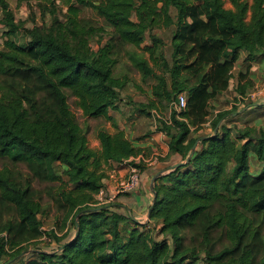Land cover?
<instances>
[{"label": "trees", "instance_id": "obj_1", "mask_svg": "<svg viewBox=\"0 0 264 264\" xmlns=\"http://www.w3.org/2000/svg\"><path fill=\"white\" fill-rule=\"evenodd\" d=\"M228 1L37 0L50 23L26 27L0 0V264H264V104L246 101L251 65L264 55V0ZM132 72L152 96L128 99L131 114L153 120L168 157L184 162L156 178L152 227L95 198L109 163L144 168L108 115ZM230 87L237 102L213 113L209 135L196 134ZM68 96L83 117L116 126L97 130L99 149ZM49 208L72 235L52 233L56 247L19 259Z\"/></svg>", "mask_w": 264, "mask_h": 264}, {"label": "crops", "instance_id": "obj_2", "mask_svg": "<svg viewBox=\"0 0 264 264\" xmlns=\"http://www.w3.org/2000/svg\"><path fill=\"white\" fill-rule=\"evenodd\" d=\"M261 63H264V55L259 56L251 65L250 69L253 76L255 75V78L258 76L259 72H263ZM138 76L139 79L132 77V80L127 82L126 86L121 91V99L118 103V107L116 109H109L108 115L112 118V121L115 122L117 127L125 130L126 135L131 139L133 144L141 149L137 156L132 157V160L140 162L144 166L140 173V185L138 189L133 192L115 194L118 182L128 175L131 162L126 160L123 162L109 163L104 169V199L102 203L116 204L119 206V211H126L139 223L148 224L152 227L154 223L149 217V208L153 198L152 187L156 182L157 176L166 172L169 166L176 164L179 157L177 155L168 157L167 138L161 131L155 129L153 120L137 113L131 114L129 110L130 106L127 103L128 99L140 100L137 92L146 95L145 99L152 96L151 85L143 83L139 74ZM228 90H231V87ZM218 99L219 97L211 102L213 106L211 108V114L221 109L217 104ZM261 103L264 104V98L261 99ZM104 120L107 123L106 127L108 124H112V121ZM211 131L210 120H207L196 134L209 135ZM191 135H194V133ZM93 144L97 146L96 149H99L97 137ZM89 146L92 147L91 145ZM150 159H152V161L148 162ZM153 177H155V180L152 182ZM95 198H99V193L95 195Z\"/></svg>", "mask_w": 264, "mask_h": 264}, {"label": "rangeland", "instance_id": "obj_3", "mask_svg": "<svg viewBox=\"0 0 264 264\" xmlns=\"http://www.w3.org/2000/svg\"><path fill=\"white\" fill-rule=\"evenodd\" d=\"M7 1L9 3V7L12 9L15 20L23 21L24 26L31 27L34 24L41 25L44 23H45V25H49L50 17L48 14H45V15L41 14L40 8L38 7L37 2H36L37 0H23L20 2L18 0H7ZM224 5H225V7H230L229 1L225 0ZM62 11H64L63 8L62 9L60 8V10L57 11V14L59 17H61ZM81 14L88 16V17L97 18L94 15L93 11L88 7H84ZM0 17H1V11H0ZM2 30H3V28H2V25L0 24V48L2 47V42L4 39L2 36ZM99 39H100V35L94 36L91 38L90 45L92 48L95 49L98 46V40ZM261 64H262L263 72L262 73L259 72V74L256 78L254 75V85L248 89V92H247L248 97H247L246 101L251 100V101L261 102V99L264 98V63H261ZM254 67H256V66H254ZM119 68H120V66H117L116 72L118 71ZM239 69H241V67L239 65H236L235 69H234V77L236 76ZM131 77L139 79L138 74L134 73V72L131 73ZM233 80L231 83H234ZM137 94L139 95L138 97L140 98V100H143L146 97V95H144L141 92H137ZM235 95L236 94L232 91V89L227 90L225 93H223L222 95L219 96L218 103H217L218 107L221 109L222 108L229 109L233 104H235L237 102L235 99ZM68 102L70 104L71 109L73 110V112L77 116L78 120L81 122V124L89 125V131L87 134L88 143H89V145H91L95 149L97 146L93 143L96 140V132L100 127L104 128L108 131H114L116 129V126L114 127L112 124H108V126L106 127L107 123L104 120V118H102V117H97V118L83 117L81 115V111L75 107L74 102H73V97L68 96ZM212 117H213V114H211L208 117V120L211 121ZM249 117H250L249 115H246L244 117V119H247ZM240 122L235 121L236 124L240 123ZM261 165L262 164H259L258 162H256V160L251 159L250 160L251 172L253 174H257ZM21 168L25 171V168L23 166ZM35 186L38 189L43 188V184L38 185L35 183ZM40 200H41V203L43 205H45L48 202L47 197L43 194H42V197L40 198ZM38 217L40 218L41 223H42L41 224L42 235L37 241H34V242L27 244L28 250H26L25 252H23L19 256V259H21V260H26L30 257H33L35 254V251H34L35 249L50 250V249L56 247L57 242L51 236L52 233H54L57 236L64 235L63 237H65L64 238L65 240L67 238H69L73 233V228H72L70 222L67 221L65 223V225H63L62 224L63 215L56 213L53 208H49L45 212H40L38 214Z\"/></svg>", "mask_w": 264, "mask_h": 264}, {"label": "built area", "instance_id": "obj_4", "mask_svg": "<svg viewBox=\"0 0 264 264\" xmlns=\"http://www.w3.org/2000/svg\"><path fill=\"white\" fill-rule=\"evenodd\" d=\"M185 102H186V97L184 93H181L178 95V100L174 102L173 106L177 111H179L184 107ZM153 114L156 117H160V115L155 111H153ZM151 161L152 159L148 160V162ZM140 173L141 170L138 167L134 165H130L128 175L124 179L118 182V185L116 186L115 189V194L129 193L138 189L140 185ZM98 193H99V198L97 199V201L102 203L104 199L103 188H101L98 191Z\"/></svg>", "mask_w": 264, "mask_h": 264}, {"label": "water", "instance_id": "obj_5", "mask_svg": "<svg viewBox=\"0 0 264 264\" xmlns=\"http://www.w3.org/2000/svg\"><path fill=\"white\" fill-rule=\"evenodd\" d=\"M194 147H195V145L192 147V150L194 149ZM189 157H190V156L187 157V159L185 160V162L188 161ZM183 163H184V162L176 163V164H174V166H178V165L183 164ZM154 180H155V177H153L152 182H153ZM149 212H150V209H149Z\"/></svg>", "mask_w": 264, "mask_h": 264}]
</instances>
